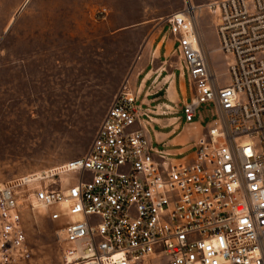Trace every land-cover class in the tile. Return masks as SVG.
Masks as SVG:
<instances>
[{"label": "built area", "instance_id": "built-area-1", "mask_svg": "<svg viewBox=\"0 0 264 264\" xmlns=\"http://www.w3.org/2000/svg\"><path fill=\"white\" fill-rule=\"evenodd\" d=\"M197 9L168 17L193 92L185 123L215 112L195 152L152 142L127 80L84 156L0 183V264L29 255L24 208L58 226L63 264H264V0L207 6L225 85L192 40Z\"/></svg>", "mask_w": 264, "mask_h": 264}, {"label": "rangeland", "instance_id": "rangeland-1", "mask_svg": "<svg viewBox=\"0 0 264 264\" xmlns=\"http://www.w3.org/2000/svg\"><path fill=\"white\" fill-rule=\"evenodd\" d=\"M213 1L0 0V183L84 156L127 80L135 91L146 80L140 100L150 94L149 116L177 117L176 77L185 66L168 17L187 5L202 8L196 30L227 84V58L217 51L207 9ZM186 85L191 101L188 79ZM198 114L206 128L215 118L206 105ZM179 116L185 121L182 110ZM193 152L194 146L176 158ZM22 224L29 255L13 264H63L56 224L29 208Z\"/></svg>", "mask_w": 264, "mask_h": 264}, {"label": "crops", "instance_id": "crops-1", "mask_svg": "<svg viewBox=\"0 0 264 264\" xmlns=\"http://www.w3.org/2000/svg\"><path fill=\"white\" fill-rule=\"evenodd\" d=\"M187 79L188 78L185 71L179 74L178 78L176 77V89H179L181 93L180 95H178V100L182 102V106H180L181 110L183 108V105L189 102L186 85ZM146 83V80L142 81V84L138 90L140 96L143 94V90L146 87ZM183 83L185 86V93L183 91ZM145 95H147V97H145ZM149 96L150 94H144V99H142L144 105H150ZM177 106L179 107V104H177ZM161 108L162 107H160V109ZM171 108L173 109V107ZM180 111H178V116L173 118H155L150 116L152 122L149 123L150 127H147L149 137L152 142L154 144H157L159 148L163 149L170 155L176 157L179 154L185 153L187 149L192 148L195 145L197 139L206 129V127H204L200 122L194 125H189L185 123V121H183L179 116ZM144 124L146 123L144 122ZM191 154L193 153H190L189 155Z\"/></svg>", "mask_w": 264, "mask_h": 264}, {"label": "bare ground", "instance_id": "bare-ground-1", "mask_svg": "<svg viewBox=\"0 0 264 264\" xmlns=\"http://www.w3.org/2000/svg\"><path fill=\"white\" fill-rule=\"evenodd\" d=\"M195 8H198V16L200 15L201 11H202V8L201 7H196V5H194ZM181 17H184L183 14H181ZM193 33H192V40L194 42H196V44L200 47L202 46L201 42L199 41V36H198V33H197V30H196V25L193 26ZM203 47V46H202Z\"/></svg>", "mask_w": 264, "mask_h": 264}]
</instances>
